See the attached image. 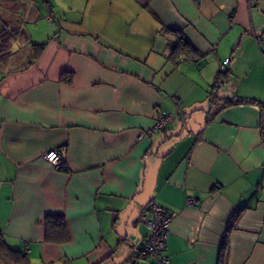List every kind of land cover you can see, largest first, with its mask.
Instances as JSON below:
<instances>
[{
    "label": "crops",
    "instance_id": "0c3cea01",
    "mask_svg": "<svg viewBox=\"0 0 264 264\" xmlns=\"http://www.w3.org/2000/svg\"><path fill=\"white\" fill-rule=\"evenodd\" d=\"M0 31L10 248L30 264H150L136 250L156 201L175 213L166 264H219L236 213L224 264H264V110L225 104L264 103V0H0ZM50 214L67 241H45Z\"/></svg>",
    "mask_w": 264,
    "mask_h": 264
},
{
    "label": "built area",
    "instance_id": "2783aa9c",
    "mask_svg": "<svg viewBox=\"0 0 264 264\" xmlns=\"http://www.w3.org/2000/svg\"><path fill=\"white\" fill-rule=\"evenodd\" d=\"M257 0H248L250 6L255 5ZM54 19V12L52 10L46 15L47 21ZM260 51L264 56V42L260 45ZM229 59H225L220 63V71L227 69ZM172 119V116L165 111H161L154 123L153 129H163L166 124ZM46 159L56 167L63 166L62 155L60 151L52 149L45 154ZM193 199H188L187 203L192 204ZM151 216L146 213L141 215V219L148 229V235L144 243L136 250V256L138 258L150 259V264H166L168 257L162 255V251L165 248L166 236L170 225L175 217V213L166 207L158 204L156 201H152L148 205ZM0 264H3L0 261ZM131 264V263H130Z\"/></svg>",
    "mask_w": 264,
    "mask_h": 264
},
{
    "label": "trees",
    "instance_id": "16d2710c",
    "mask_svg": "<svg viewBox=\"0 0 264 264\" xmlns=\"http://www.w3.org/2000/svg\"><path fill=\"white\" fill-rule=\"evenodd\" d=\"M10 33H3L0 31V53L6 54L9 47ZM182 38V37H181ZM34 48H42L43 45H33ZM188 44L182 38L180 43H177L173 49L172 55H180L182 52L188 50ZM254 103L257 104L262 110H264V103L257 102L255 100H248L244 98H228L225 101L226 105L235 103ZM238 217V213L234 214L230 219L227 230L224 234V241L222 243L220 251V261L219 264H224L225 254H226V239L229 231L233 228L235 220ZM42 225L44 227L45 241L53 243H62L68 240V231L66 226L65 218L59 214L47 215ZM0 261L3 264H30L26 254L20 250L10 248L2 235H0Z\"/></svg>",
    "mask_w": 264,
    "mask_h": 264
},
{
    "label": "rangeland",
    "instance_id": "374dc122",
    "mask_svg": "<svg viewBox=\"0 0 264 264\" xmlns=\"http://www.w3.org/2000/svg\"><path fill=\"white\" fill-rule=\"evenodd\" d=\"M48 13H49V12H48ZM48 13H47V14H48ZM53 20H54V19H53Z\"/></svg>",
    "mask_w": 264,
    "mask_h": 264
},
{
    "label": "water",
    "instance_id": "95a60500",
    "mask_svg": "<svg viewBox=\"0 0 264 264\" xmlns=\"http://www.w3.org/2000/svg\"><path fill=\"white\" fill-rule=\"evenodd\" d=\"M196 1H199V0H196Z\"/></svg>",
    "mask_w": 264,
    "mask_h": 264
}]
</instances>
